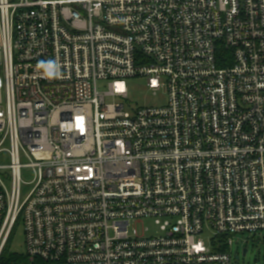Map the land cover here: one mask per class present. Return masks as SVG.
Segmentation results:
<instances>
[{"label":"built area","instance_id":"built-area-1","mask_svg":"<svg viewBox=\"0 0 264 264\" xmlns=\"http://www.w3.org/2000/svg\"><path fill=\"white\" fill-rule=\"evenodd\" d=\"M20 225L31 264L264 240V0H0V256Z\"/></svg>","mask_w":264,"mask_h":264},{"label":"rangeland","instance_id":"rangeland-1","mask_svg":"<svg viewBox=\"0 0 264 264\" xmlns=\"http://www.w3.org/2000/svg\"><path fill=\"white\" fill-rule=\"evenodd\" d=\"M128 90L131 100V104L136 107H159L166 103V94L163 91H159L156 95L150 91L147 87V81L145 79H129ZM105 85L101 84L100 89H104ZM25 183H30L33 180V176L30 173H25L23 177ZM31 190L30 187L24 186V193L28 194ZM162 224L164 221H161ZM161 224H157L155 220H144L143 224L139 228H148L149 234H155L159 231ZM210 234L204 236V241L207 244ZM11 249L13 252L24 254L25 242H24V228L20 225L16 230L12 240ZM234 257L233 264H264V240L263 238L250 241L248 244L238 242L234 245ZM247 250L246 256L244 251ZM236 257H239L238 259Z\"/></svg>","mask_w":264,"mask_h":264},{"label":"trees","instance_id":"trees-1","mask_svg":"<svg viewBox=\"0 0 264 264\" xmlns=\"http://www.w3.org/2000/svg\"><path fill=\"white\" fill-rule=\"evenodd\" d=\"M222 250L224 251L225 248ZM0 257V264H31L29 257L25 253L20 254L13 252L11 249V244H9V246L3 251Z\"/></svg>","mask_w":264,"mask_h":264},{"label":"water","instance_id":"water-1","mask_svg":"<svg viewBox=\"0 0 264 264\" xmlns=\"http://www.w3.org/2000/svg\"><path fill=\"white\" fill-rule=\"evenodd\" d=\"M246 254H247V250L244 251V256H246ZM236 258L238 259L239 257H236Z\"/></svg>","mask_w":264,"mask_h":264}]
</instances>
